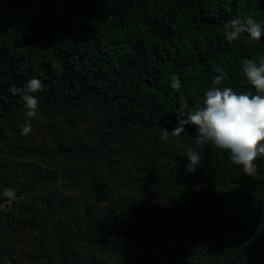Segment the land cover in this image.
I'll list each match as a JSON object with an SVG mask.
<instances>
[{"label": "trees", "instance_id": "1", "mask_svg": "<svg viewBox=\"0 0 264 264\" xmlns=\"http://www.w3.org/2000/svg\"><path fill=\"white\" fill-rule=\"evenodd\" d=\"M233 19L264 27V0H0V264H142L153 244L169 264H264V157L245 173L194 126L170 134L217 77L255 92L241 64L264 35L228 41Z\"/></svg>", "mask_w": 264, "mask_h": 264}, {"label": "clouds", "instance_id": "2", "mask_svg": "<svg viewBox=\"0 0 264 264\" xmlns=\"http://www.w3.org/2000/svg\"><path fill=\"white\" fill-rule=\"evenodd\" d=\"M247 30L253 40L259 41L264 35V27L251 19L246 24L239 19H233L225 26V38L228 41L238 40L242 31ZM241 70L255 89V92H236L231 87H220V82L226 77H217L204 92L202 106L186 111L182 105L180 115L186 119H178L177 126L171 130V135L179 137L185 132V125H192L197 133L196 144L210 143L214 148L228 153L233 165L242 166L245 173L254 171L256 161L264 157V58L245 60ZM182 81L178 76L171 79V88L179 89ZM41 81L36 78L28 80L22 94L26 124L21 129V135H26L30 129V118L36 115L38 99L31 93L40 90ZM13 93L16 89L13 88ZM167 132V130H165ZM185 169L195 173L201 166L204 156L201 151L188 149Z\"/></svg>", "mask_w": 264, "mask_h": 264}, {"label": "rangeland", "instance_id": "3", "mask_svg": "<svg viewBox=\"0 0 264 264\" xmlns=\"http://www.w3.org/2000/svg\"><path fill=\"white\" fill-rule=\"evenodd\" d=\"M142 264H169L172 256L160 250L155 244L147 247L141 254Z\"/></svg>", "mask_w": 264, "mask_h": 264}]
</instances>
